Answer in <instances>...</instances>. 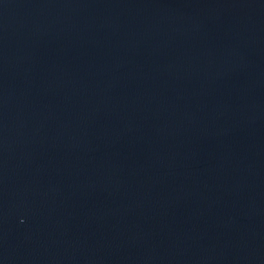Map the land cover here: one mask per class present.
Listing matches in <instances>:
<instances>
[{"label": "water", "instance_id": "1", "mask_svg": "<svg viewBox=\"0 0 264 264\" xmlns=\"http://www.w3.org/2000/svg\"><path fill=\"white\" fill-rule=\"evenodd\" d=\"M0 264H264V0H0Z\"/></svg>", "mask_w": 264, "mask_h": 264}]
</instances>
